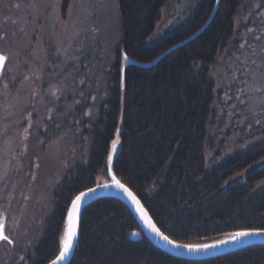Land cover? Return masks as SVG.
<instances>
[{"label":"trees","instance_id":"trees-1","mask_svg":"<svg viewBox=\"0 0 264 264\" xmlns=\"http://www.w3.org/2000/svg\"><path fill=\"white\" fill-rule=\"evenodd\" d=\"M169 0H118L121 39L107 94L90 127L83 164L66 170L54 207L28 264H45L59 250L72 198L107 178L110 143L118 132L113 171L141 199L158 227L173 240L198 244L246 229H264V139L238 150L205 172L204 151L213 111L211 67L229 43L243 0H219L208 25L149 67H123L125 55L150 62L209 17L216 0H202L192 16L153 44L147 43ZM69 0H63L65 11ZM86 133V132H84ZM138 232L136 240L130 238ZM68 264H264V244L207 259H182L154 246L129 208L115 198L84 208Z\"/></svg>","mask_w":264,"mask_h":264},{"label":"rangeland","instance_id":"rangeland-1","mask_svg":"<svg viewBox=\"0 0 264 264\" xmlns=\"http://www.w3.org/2000/svg\"><path fill=\"white\" fill-rule=\"evenodd\" d=\"M201 1L169 0L147 43L177 29ZM62 2L0 0V224L11 241H0V264L30 261L60 179L87 160L85 126L117 60L118 0H69L65 11ZM211 78L206 173L264 139V0L242 1Z\"/></svg>","mask_w":264,"mask_h":264},{"label":"water","instance_id":"water-1","mask_svg":"<svg viewBox=\"0 0 264 264\" xmlns=\"http://www.w3.org/2000/svg\"><path fill=\"white\" fill-rule=\"evenodd\" d=\"M219 0H216V3L214 5L213 10L211 11L209 17L205 21V23L197 29L194 33H192L189 37H187L185 40L182 42L173 45L169 48H167L164 52L159 54L156 58H154L150 62H138L136 60H133L131 58L125 59L123 62V67L133 65V66H139V67H149L153 64H155L158 60L161 59L165 54L168 52L172 51L176 47L180 46L183 43L188 42L189 40L193 39L196 35H198L210 22V20L213 17V14L215 13L217 6H218ZM0 57L3 59H0V72L2 71V68L5 63V57L3 54L0 53ZM118 140L116 143L115 149H113V141ZM120 141H119V136L118 132L115 134L114 139L110 143V149H109V155L107 157V165H106V173L108 179H102L98 181L99 179L96 180V183L79 193H77L72 200L69 203V206L66 211L65 219H64V228L63 232L60 238V245H59V251L58 253L48 262L45 264H51L53 260H56V257L60 255V252L63 248V238L66 235V232L69 227V212L71 211L73 207V201L75 200L76 196H78L81 192L87 193L83 197V199L80 201L78 211L76 213L75 217V224H76V236L73 239L72 242V247L69 249L67 255L65 258L61 261H58L57 264H68L73 256L78 236H79V223H80V218L81 214L84 210L85 207H87L89 204L94 202L97 199L101 198H115L123 202L131 211L132 215L134 216L141 232L145 235V237L157 248H159L161 251L171 255L175 256L178 258L182 259H207V258H212L216 256H220L226 253H230L233 251H237L241 248H244L246 246L250 245H255V244H264V231H258L254 235L246 236V237H240L236 240H230L229 237L231 234L239 232V231H255V230H261V229H246V230H238V231H233L227 234H224L222 237L218 239H214L211 241L203 242V243H198V244H186V243H181L178 241L173 240L171 237L166 235L155 223L153 220L151 214L148 212L146 207L144 206L143 202L141 199L137 196V194L125 183H123L117 175L113 171V161L115 159V156L117 154V151L119 149ZM109 157H111V160H109ZM116 181H119L120 184L124 186V188H120L116 185ZM107 185V187H105ZM89 189H93V191L89 192ZM124 189H127L128 191H125ZM129 192L131 195H129ZM135 198V200L133 199ZM150 225L154 226L155 229H158L159 232L155 231L153 227ZM160 233L163 234V236H167L168 240L174 241L175 244L169 243L168 241L164 240ZM139 237L138 232H132L130 235V238L133 240H136ZM219 241H227L226 243H218ZM176 245H214V247H208V248H200L199 250H191L187 247H176Z\"/></svg>","mask_w":264,"mask_h":264},{"label":"snow or ice","instance_id":"snow-or-ice-1","mask_svg":"<svg viewBox=\"0 0 264 264\" xmlns=\"http://www.w3.org/2000/svg\"><path fill=\"white\" fill-rule=\"evenodd\" d=\"M124 58L127 59V56L125 55ZM0 59H3V58L0 57ZM117 142H118V140L113 141V149H115ZM109 160H111V157H109ZM115 183L118 187L124 188V186L122 184H120L119 181H116ZM105 187H107V185H105ZM124 190L128 191L127 189H124ZM91 191H93V189H89V192H91ZM85 195H87V193L81 192L78 196H76L75 200L73 201V207H72L71 211L69 212V227H68V230L66 232L65 237L63 238V248L60 252V255L57 256L56 260H53L51 262V264H57L58 261L63 260L65 258V256L67 255L69 249L72 247L73 239L75 238V236L77 234L76 233L75 217H76V213H77L78 208H79L80 201L83 199V197ZM129 195H131L130 192H129ZM133 199L135 200L134 197H133ZM150 226L154 228V226H152V225H150ZM154 230L159 232L158 229L154 228ZM258 231H264V229L255 230V231H239V232L231 234L229 239L230 240H236L240 237H246V236L254 235ZM160 235L162 236V238L164 240L168 241L169 243L175 244L174 241L168 240L167 236H163L162 233H160ZM0 239L11 242V241H9L8 236L3 233V225H0ZM226 242L227 241H219L218 243H226ZM176 247H187L191 250H199L200 248L214 247V245H183V246L176 245Z\"/></svg>","mask_w":264,"mask_h":264},{"label":"flooded vegetation","instance_id":"flooded-vegetation-1","mask_svg":"<svg viewBox=\"0 0 264 264\" xmlns=\"http://www.w3.org/2000/svg\"><path fill=\"white\" fill-rule=\"evenodd\" d=\"M84 123H85V122H84ZM84 123H83V124H84ZM84 126H85V124H84ZM0 225H2V224H0ZM3 233H4V232H3ZM5 235H6V234H5ZM0 241H1V239H0Z\"/></svg>","mask_w":264,"mask_h":264}]
</instances>
